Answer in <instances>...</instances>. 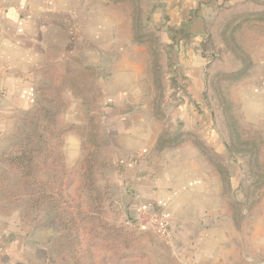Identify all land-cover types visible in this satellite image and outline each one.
Segmentation results:
<instances>
[{
    "label": "crops",
    "instance_id": "0c3cea01",
    "mask_svg": "<svg viewBox=\"0 0 264 264\" xmlns=\"http://www.w3.org/2000/svg\"><path fill=\"white\" fill-rule=\"evenodd\" d=\"M251 1L136 0L135 21L146 22L139 14L149 9V27L165 60L171 43L168 29L193 35V47L180 43L169 53L183 93L177 92L178 102L165 116L172 112L179 119L213 118L203 98L207 81L197 76L206 63L196 47L208 33L213 8ZM130 7L129 0H0V159L8 149L1 141L15 132V120L32 109L36 88L47 82L43 72L52 68L66 76L87 72L81 84L86 87L83 98L93 107L100 134L122 174L129 199L126 210L134 217V227L145 231L153 217H163L169 225L170 237H160L158 250L146 249L142 240L148 257L128 264H264V191L254 212L243 218L246 195L240 163L228 160L221 144L208 138L212 130L178 122L172 136L180 134L192 141L158 149L159 134L147 125L145 111V103L152 102L150 50L145 39L134 33ZM146 32L143 29V35ZM251 59L249 77L234 90V104L245 122L264 134V44L254 49ZM163 89L161 103L169 104L168 81ZM66 96L70 106L64 125L75 107L82 112L84 101L70 93ZM196 105L204 109L195 111ZM75 134L69 131L64 137L66 165ZM210 153L219 156V164L212 163ZM4 239L7 261L0 255V264H30L27 257L13 256L18 235ZM49 247V240L34 246L46 254L43 264Z\"/></svg>",
    "mask_w": 264,
    "mask_h": 264
},
{
    "label": "rangeland",
    "instance_id": "374dc122",
    "mask_svg": "<svg viewBox=\"0 0 264 264\" xmlns=\"http://www.w3.org/2000/svg\"><path fill=\"white\" fill-rule=\"evenodd\" d=\"M129 3L131 6L132 24L134 25L137 23L135 19L138 17V13L136 12L138 8L136 7V0H129ZM148 12L149 9L146 10V13L143 12V16L139 14V18L142 20L144 18L147 19L146 22H142L143 29L152 33L148 22ZM207 24L209 37L205 50L207 58H204L206 68H200L197 76L199 78H203L204 76L207 81L203 98L206 106L212 112L213 118H206L205 121L202 117L197 116L195 119H179L174 118L175 114L172 112L165 116L166 112L172 109V106L177 102V99L172 98L173 92L169 91L167 94L172 99V102H169V104L161 103L162 97H160V90L156 86H153L152 94L150 95L152 102L149 99L148 103H145L147 107L145 111L148 112L146 113V123L149 127L155 128L159 134V139L165 140L167 137H177L175 141L165 142L164 147H171L178 142L188 141L187 137L182 138L183 136L180 134L178 136H172L175 133L178 122H182V126H191L196 129H201L202 126L207 125L209 132L211 130L213 132L208 138L215 139L217 144H221L220 147L225 150L228 160H237L240 163V175L242 176V187L244 189L243 194L245 193L246 195L242 204L243 209L246 210L243 216L245 218L254 212L256 201L264 191V134L245 122L238 107L234 104V90L237 87L236 85L242 82H239L240 77L245 75L248 70H251V58L254 49L264 44V0H252L251 2L230 8H213L208 17ZM153 54H155L153 58L156 60V63L159 66L160 63L165 66L162 50L157 48ZM165 76L167 78L169 74ZM164 95L166 96V94H163V98ZM192 107H194L195 111L204 109V107L201 106L200 108L198 105ZM78 110L79 108L75 107L69 112L65 121L66 124H63L65 128L68 127V132H76L75 137L71 135L74 140L72 142L73 144H69L70 150L67 148V153L71 154L72 157L68 158L69 162L67 165L65 163L67 177L63 184V190L66 198L72 204H79L85 209L87 207L86 177L81 179L78 174V163L82 157L79 151L77 153V147L82 142L83 134L81 136V131L83 133L86 117L95 116V114L93 113L92 106L82 107L83 113ZM29 113L30 111L22 118L18 117L13 124L15 125L17 123L16 128L13 126L16 129L14 130L13 128L15 132L8 136L6 140L3 139L1 141L4 149L8 146V149L4 153L11 148L10 146L18 143V135L14 134L18 133L22 128L23 121ZM176 116H179V114H176ZM79 138L81 139L80 143ZM100 144L99 153L94 154L95 157L93 156L91 160L89 158L90 165H92L89 166V170L93 178L92 186L98 192L97 201H100V206L104 208L101 211L103 221L113 228L120 229L124 227L125 229H131L133 235L141 239L140 242L143 240L146 249L152 251L154 249L158 250V247H161L159 246L161 235L152 225V218L149 220V226H146L148 229H145V231L140 233L134 227V217L130 216L126 210L129 199L127 198L128 194H125L126 190L123 185L122 174L117 171V165L114 164L113 155L111 151L107 150L106 141L101 134ZM69 145L67 142V147ZM207 155L213 164H219V156L213 155L212 153ZM231 209L233 210L235 208ZM17 217V212L9 217L0 216V235H3V238L0 236V246H2L0 255L3 257V260L7 261L4 251L7 241L4 238L6 236L18 235L19 242L17 243V241L14 242L13 240L14 245L17 243L13 249V256L27 257L30 260V264H43L46 254L42 249H35L34 246L44 245L52 235V229L45 226L41 227V225H36L38 227L35 228L31 226L34 228L33 233H35L32 234V228L20 224ZM38 219H44L42 214L39 215ZM97 254L98 260L101 262L100 260L103 254H101V251ZM8 264L16 263L8 262Z\"/></svg>",
    "mask_w": 264,
    "mask_h": 264
},
{
    "label": "trees",
    "instance_id": "16d2710c",
    "mask_svg": "<svg viewBox=\"0 0 264 264\" xmlns=\"http://www.w3.org/2000/svg\"><path fill=\"white\" fill-rule=\"evenodd\" d=\"M136 22L134 33L138 39H145L150 50L152 84L159 88L162 97L165 75L169 74L167 81L174 98L183 87L172 69L169 53L180 43L193 47V35L182 29H168L171 43L167 46L165 66L161 63L159 66L153 58V52L160 48L154 32L143 35V23L140 19ZM208 37L207 33L196 47L202 58H207ZM43 74L47 82L36 88L34 105L26 115L22 128L14 134L18 135V143L10 146L0 159V216L9 217L17 212L22 225L34 228L41 225L52 229L45 264H128L129 260L147 258V253L141 248V239L133 235L131 229L110 227L101 217L104 208L97 201L98 192L92 186L93 178L89 170L92 166L89 158L91 160L94 154L99 153L101 145L96 115L86 117L80 145L82 158L78 163L79 176L81 179L86 177L87 207L83 209L66 198L63 190L67 177L63 143L68 130L63 125V117L70 106L66 93L84 100L86 87L81 84H84L87 72L66 76L57 68H52ZM249 75L250 70L240 77L239 82ZM82 105L90 107L85 100ZM176 139H159L158 149H162L165 142ZM188 140L192 141L191 137ZM194 143L199 146L198 142ZM41 214L43 220L38 219ZM100 251L103 254L101 262L97 259Z\"/></svg>",
    "mask_w": 264,
    "mask_h": 264
},
{
    "label": "built area",
    "instance_id": "2783aa9c",
    "mask_svg": "<svg viewBox=\"0 0 264 264\" xmlns=\"http://www.w3.org/2000/svg\"><path fill=\"white\" fill-rule=\"evenodd\" d=\"M152 225L154 226L155 230L161 235V237L165 239L170 237L169 225L165 219L153 217Z\"/></svg>",
    "mask_w": 264,
    "mask_h": 264
}]
</instances>
